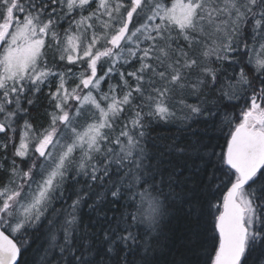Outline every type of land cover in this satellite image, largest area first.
<instances>
[{
    "label": "snow or ice",
    "instance_id": "obj_1",
    "mask_svg": "<svg viewBox=\"0 0 264 264\" xmlns=\"http://www.w3.org/2000/svg\"><path fill=\"white\" fill-rule=\"evenodd\" d=\"M0 264H264V0H0Z\"/></svg>",
    "mask_w": 264,
    "mask_h": 264
},
{
    "label": "trees",
    "instance_id": "obj_2",
    "mask_svg": "<svg viewBox=\"0 0 264 264\" xmlns=\"http://www.w3.org/2000/svg\"><path fill=\"white\" fill-rule=\"evenodd\" d=\"M151 133L153 136L156 137H168L176 133V128L172 125H164V124H160L159 126L154 125L153 128L151 129ZM177 231H179V225H177Z\"/></svg>",
    "mask_w": 264,
    "mask_h": 264
}]
</instances>
